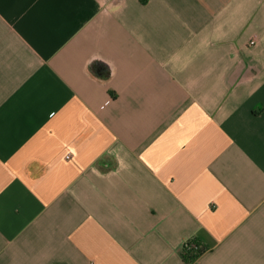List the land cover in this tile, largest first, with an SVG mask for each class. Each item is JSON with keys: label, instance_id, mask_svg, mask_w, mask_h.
<instances>
[{"label": "crops", "instance_id": "crops-1", "mask_svg": "<svg viewBox=\"0 0 264 264\" xmlns=\"http://www.w3.org/2000/svg\"><path fill=\"white\" fill-rule=\"evenodd\" d=\"M0 264H264V0H0Z\"/></svg>", "mask_w": 264, "mask_h": 264}, {"label": "trees", "instance_id": "trees-1", "mask_svg": "<svg viewBox=\"0 0 264 264\" xmlns=\"http://www.w3.org/2000/svg\"><path fill=\"white\" fill-rule=\"evenodd\" d=\"M200 254L201 252L197 250L187 249L186 247L183 249V256L188 262H193Z\"/></svg>", "mask_w": 264, "mask_h": 264}, {"label": "built area", "instance_id": "built-area-1", "mask_svg": "<svg viewBox=\"0 0 264 264\" xmlns=\"http://www.w3.org/2000/svg\"><path fill=\"white\" fill-rule=\"evenodd\" d=\"M187 249H192V250H197L198 251V246H196L195 244H192V243H187L185 244V246Z\"/></svg>", "mask_w": 264, "mask_h": 264}]
</instances>
